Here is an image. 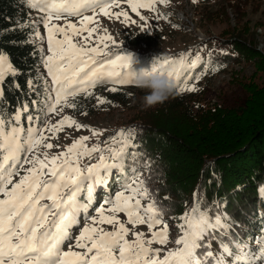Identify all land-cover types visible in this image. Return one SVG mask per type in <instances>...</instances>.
<instances>
[{
    "label": "snow or ice",
    "instance_id": "obj_1",
    "mask_svg": "<svg viewBox=\"0 0 264 264\" xmlns=\"http://www.w3.org/2000/svg\"><path fill=\"white\" fill-rule=\"evenodd\" d=\"M24 2L42 14L39 23L46 30L49 54L41 56L46 69L44 98L33 100L31 111L28 103L7 115L0 110V264H264V225L255 237L233 235V222L221 210L223 206L217 203L213 211L203 205L198 193L193 194L191 207L176 218L181 233L173 241L176 247L167 249L161 257L162 249L152 245L169 243V226L163 208L137 167L143 154L135 128L119 130L106 138L103 147H89L86 142L91 137L81 136L57 154H49L54 145L48 133L55 137L65 126H74L77 131L87 128L92 136L103 134V130L80 124L69 115L50 124L49 114L76 108L72 102L75 97L93 95L91 89L97 85L112 84V92L117 91L115 85H135L133 55L108 52V42L116 44L111 34L105 29L99 35L98 27L89 25L98 26L100 15L118 21L123 17V22L135 23L127 11H112L122 3L141 20H147L141 9L157 12L160 17L163 14L157 11V5L167 6L170 0ZM88 12L93 15H86ZM71 17L78 18L77 22H72ZM61 20L63 24L54 22ZM33 29V35L43 42L45 37L36 22ZM77 37L81 38L79 42ZM40 52H44L43 47ZM101 56L107 58L99 59ZM190 57L191 53L186 52L154 62L170 69L167 75L177 81L179 93L196 92L195 83L190 82L199 81L207 72L204 67L194 74L197 66L206 62L199 55ZM19 74L9 56L0 52V100L5 96L6 78ZM28 83L36 95H41L31 80ZM15 86L20 87L18 83ZM96 99L98 104L107 103L102 97ZM39 113H43V119ZM94 154L96 162L81 167V158ZM149 164L144 161L145 166ZM113 175L119 178V190L95 209L96 215H85L97 187H106ZM258 191L264 198V186ZM82 219L87 222L81 224ZM139 225H145L150 235L133 231ZM130 232L134 236L131 241ZM212 241L217 242L218 252L212 251Z\"/></svg>",
    "mask_w": 264,
    "mask_h": 264
},
{
    "label": "trees",
    "instance_id": "obj_2",
    "mask_svg": "<svg viewBox=\"0 0 264 264\" xmlns=\"http://www.w3.org/2000/svg\"><path fill=\"white\" fill-rule=\"evenodd\" d=\"M235 1L242 4L247 0ZM235 8L241 9L240 5ZM41 15L26 6L24 0H0V52L9 56L20 73L15 78H6L5 96L0 100V110L6 115L24 103H28L31 111V102L44 98L46 74L41 63L44 53L40 52L41 46L33 35V22ZM123 39L133 47L144 45L151 50L163 40V35L160 31L154 34L130 32ZM224 45L227 46L226 42ZM228 49L231 53L208 54L203 59L206 63L197 66L194 74L204 67L207 72L199 81L190 82L195 83L196 92H177L164 103L148 109L142 108L141 101L132 104L139 95L146 94L136 85L117 88L107 97L111 110L133 113L123 129H136L139 151L143 154L137 167L142 174L144 168H148L143 178L147 187L152 194L165 195L170 200L165 206V209L170 208L164 218L175 220L186 207H191L193 194L198 193L203 205L213 211L217 203L222 205L221 210L233 222V235L239 233L247 239L260 235L264 225V198L258 191L264 186V56H259L251 41H244L241 36L233 38ZM250 51L258 57L254 58ZM243 53L246 63L254 66L251 77L234 80L247 94L244 102L231 107L206 101L202 84L225 74L233 62L242 63L239 58ZM137 58L140 61L137 71L150 70L159 58L170 59L153 52L139 53ZM29 80L41 95L33 92ZM17 83L19 88L15 86ZM73 102L77 104L75 114L95 115L94 98L78 95ZM39 114L43 119V113ZM145 160L150 164L145 166ZM118 179L114 175L107 193L94 198L89 209L91 214L100 207V201L103 205L105 199L119 190ZM211 243L214 244L212 251L218 252L217 242Z\"/></svg>",
    "mask_w": 264,
    "mask_h": 264
},
{
    "label": "rangeland",
    "instance_id": "obj_3",
    "mask_svg": "<svg viewBox=\"0 0 264 264\" xmlns=\"http://www.w3.org/2000/svg\"><path fill=\"white\" fill-rule=\"evenodd\" d=\"M264 2V1H263ZM260 0L245 1L242 4H239L237 1L229 0H196L194 3L193 0H170L167 6L163 4L157 5V11L162 13L163 16L158 17L157 12L148 11L141 9V15L147 17V20H141L139 16L131 12L127 4L122 3L120 8H113V12L117 11H127L129 16L135 23H125L123 22V17L118 21L114 18L110 19L102 15L97 16L99 25H89V27H98V34H104L106 29L109 34L113 37L116 44L113 45L111 41L108 42L109 47L107 49L110 53H130L137 54L141 53H159L163 56H169V58L179 57L181 53L190 52L191 57L196 55L201 56L203 59L210 53H219L223 55L224 53H231L228 49L231 45L233 38L242 37L244 41H251L254 47L257 49L259 56H264V3ZM241 9L235 8L236 6ZM237 14V15H236ZM86 15H93L92 12L86 13ZM164 16L167 19L163 18ZM72 22H77L78 18L71 17L69 18ZM38 24V30L41 36L45 37V40H41L37 37H34V41L38 43L41 47L44 48V55L47 53V42H46V30L43 24L39 23V19L35 20ZM55 23L63 24L64 21H54ZM160 31L163 35V40L158 44L157 47L149 50L146 46L133 47L124 42L123 37L127 33H156ZM84 35H87L85 33ZM59 38V37H58ZM96 34L93 37V46H95ZM80 37L76 38V41L79 42ZM227 44L225 46L224 44ZM103 47V45H101ZM201 50V51H200ZM250 51L251 55L254 58L258 56ZM236 51L232 52L234 55ZM190 57V59H191ZM107 57L101 56L99 59H106ZM242 63H232L225 74L219 75L214 79H211L202 84L205 92L206 101L211 104H225L226 106L239 105L244 102L247 97V94L243 92L240 86L234 80L238 77L239 79L249 78L254 73V66L251 63H246V57L243 53L240 58ZM137 64L133 65V69L137 71ZM43 72L46 74V69L42 67ZM128 85H115L116 88L127 89ZM112 84H104L96 86L91 89L93 95L87 96L81 94L80 96L86 97L95 101V115L88 114H75L73 108H64L63 112L59 115L49 114L47 119L50 124H55L59 119L64 115H69L73 117L80 124L91 126L92 129L103 130V134L99 136H92V133L89 129L84 128L77 131L75 127L65 126L62 131H59L55 137L48 133L51 143L54 147L49 150L50 155L57 154L62 151L66 146L73 143V141L81 136H90L91 139L87 141L89 147L92 145L104 146V141L106 138L113 136L116 132L123 129L125 122L129 121L131 114L123 113L122 111L111 110L108 104L107 95L111 92L109 91L112 88ZM96 97H102L107 103L98 104ZM143 96H138L136 101H133V105H137L142 102ZM73 102V101H72ZM59 145V147H55ZM90 162H96L95 154L93 157H83L80 160L81 167L89 164ZM27 167V166H25ZM148 174V168H144L142 179ZM114 177V175L112 176ZM112 178L108 181L107 186L111 182ZM106 187H97L95 190V196H100L106 194ZM111 191V190H110ZM110 191L108 193H110ZM106 192V193H105ZM156 194V195H154ZM153 196L159 205V207L164 210V217L168 214L170 207L165 209L167 202L170 200L165 195H160L154 193ZM147 203V201H144ZM100 206L102 201L99 202ZM172 206V205H171ZM105 207H107L105 205ZM185 206L181 207V210ZM172 208V207H171ZM95 212V213H94ZM93 214L90 213V210L85 215H96V211ZM183 213L179 214L182 215ZM121 219H125L124 214H119ZM177 216V217H179ZM176 217V218H177ZM165 219V218H164ZM168 222V240L167 245L154 244L152 247L161 248L160 253L161 257L164 256L167 249L176 247L173 241L181 234L177 225L180 223L178 219H165ZM85 219L81 220V224L86 223ZM108 227V226H105ZM131 229L132 225H128ZM159 227H162L159 226ZM74 232L77 231L76 228L73 229ZM133 231H143L146 235L148 229L145 225H139ZM128 239L131 241L134 239V236L130 232ZM212 248L214 244L211 243ZM81 251L80 249H74Z\"/></svg>",
    "mask_w": 264,
    "mask_h": 264
},
{
    "label": "clouds",
    "instance_id": "obj_4",
    "mask_svg": "<svg viewBox=\"0 0 264 264\" xmlns=\"http://www.w3.org/2000/svg\"><path fill=\"white\" fill-rule=\"evenodd\" d=\"M132 55L133 64H139V59L135 54ZM154 62L150 70L140 68L135 73V85L146 93L142 97V108L144 109L162 104L177 94V81L167 75L170 69L157 66Z\"/></svg>",
    "mask_w": 264,
    "mask_h": 264
}]
</instances>
